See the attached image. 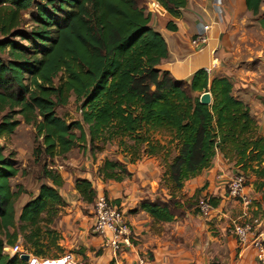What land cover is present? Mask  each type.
<instances>
[{
    "label": "trees",
    "instance_id": "1",
    "mask_svg": "<svg viewBox=\"0 0 264 264\" xmlns=\"http://www.w3.org/2000/svg\"><path fill=\"white\" fill-rule=\"evenodd\" d=\"M153 1L176 19L187 2ZM262 2L243 0V5L256 16ZM24 13L29 30L23 29ZM149 21L142 0H0V56L6 57H0V138L13 134L17 115L39 139L31 154L35 162L62 158L74 148L84 154L87 147L93 161L102 146L115 142L120 159H103L92 179L73 180L79 201L90 205L98 194L96 183L130 178L127 165L164 149L153 136L167 138L175 154L165 162L166 196L141 199L137 206L153 223L181 217L184 205L174 192L208 169L216 154L264 202V136L249 108L232 95L225 77L209 78L199 69L183 82L159 69L168 52ZM165 29L176 31L170 21ZM205 92L209 105L198 101ZM71 96L80 120L67 123L54 109ZM4 151L0 145V264H23L8 259L2 248L19 237L34 256H45L41 240L50 237L49 225L64 206L58 192L63 180L43 162L45 182L15 216V202L24 191L20 185L11 188L9 180L20 173L12 153ZM206 198L216 207L214 198Z\"/></svg>",
    "mask_w": 264,
    "mask_h": 264
},
{
    "label": "crops",
    "instance_id": "2",
    "mask_svg": "<svg viewBox=\"0 0 264 264\" xmlns=\"http://www.w3.org/2000/svg\"><path fill=\"white\" fill-rule=\"evenodd\" d=\"M221 1L223 18L231 28H237L239 24L248 20L247 16L249 14L244 8L243 0ZM210 3L211 0H187L185 8L181 10L179 18L176 19L168 15L157 3L153 2V0L148 2L149 11H151L149 25L154 31L160 34L166 44L168 52L167 58L161 61L158 68L168 71L176 81L183 82L188 81L192 73L199 69H209L211 73H207L209 78L225 77L231 83L232 95L247 105L250 115L255 119L258 125V132L264 136V46L260 49V54H256V56L260 58L257 59L258 62L256 64L250 63L251 58L246 56L244 58V54L240 53L238 45H235L232 40L234 36L231 38L236 30L231 29L228 32V29L225 28L224 21L219 24V26L212 28L209 34L210 41L204 49L195 52L189 45V39L194 33L196 24L194 15L197 9L196 6L209 10ZM260 8L262 9V4ZM169 21L175 25L176 31L169 32L165 29V25ZM260 22H264V16L261 18ZM223 36L226 40L228 37L229 39L231 38L229 44L231 48H225L218 44V40ZM256 56L254 57L258 58ZM87 155L83 156L80 154L82 159L79 161L72 159L63 161L64 164L69 166L68 171H71L68 176L74 177L73 179H69L70 184L72 181V186L69 188V191L64 190L65 186H62L58 190L61 198L66 203L73 204L79 200L73 190V180L75 178L92 179V174L95 169L92 170V173L89 171L79 172L78 170L80 168L85 169V167L90 165L91 161H89ZM144 159L143 161L141 158V160L135 164L126 166L127 171L131 174L129 179H125L120 183H96V186L100 185L112 200H117L118 206H120L123 211L127 210L125 218L130 224L132 232L137 237L133 249L127 250L124 254H121L118 264H136L137 258L143 257L144 255L149 257L147 251L152 253V257L149 258L150 264H171V261L169 262L170 255L167 249L168 246H166V243L161 239V234L152 230H155L153 226L167 225L168 223H153L145 213L139 211L137 208L138 202L141 199L152 200L156 196L155 192L158 189L157 179L159 168L155 165L154 158ZM57 168L61 170L62 166L58 165ZM63 172V174L67 175V172ZM234 172L235 170L228 168L224 164V160L221 156L216 154L208 169L202 171L193 179L186 181L182 187V190H186V197L190 198L195 190L200 189L206 183V188L203 190L204 193L208 194V197L213 198L218 196L220 198V204L213 208L208 217V219L211 218L216 220V224L213 228L220 230L210 231L211 235L207 233L205 241L201 245V251L197 252L203 257L204 263L205 261L207 263L208 259L212 260V258H218L219 264H256L253 255L254 250L247 245L239 251L235 244V240L226 236L225 231L222 229V224L226 225L227 220L232 222L229 219V213L231 214L232 212L228 207L224 208L225 205L223 204H225V202L227 203L229 198L226 193L224 194L222 189L221 193L219 192L220 187L218 186H221L224 182L228 183L234 176ZM63 174L59 172L62 180L68 182L63 177ZM18 176H20V174H18ZM244 190L253 199L256 201L259 200L263 206L262 226L264 230V202L262 200L260 201V194L255 193L251 189V186H245ZM262 190L264 192V186ZM36 193L37 189L32 192L31 196H35ZM69 195L75 197V202L72 200L67 201L68 198H70ZM104 196L106 197V195ZM19 199L20 197L18 200ZM18 200L14 205V212L16 210L17 215L21 206L28 199L22 203H18ZM231 206H235L239 214L240 206L238 204ZM71 211V209L66 210L65 218H70L74 215H71ZM182 221L183 219L180 222H188ZM201 230H203V228L193 230V235L187 237L189 241H186V244L189 245V242H192L198 246L200 234L204 233V231ZM90 238H92L90 240V245L95 246L96 244L99 248L100 241L98 237L91 236ZM210 250L213 253L211 257H207ZM185 257L189 258L188 256ZM96 258L102 260V263L99 264L107 263L111 259L107 250H101V253ZM186 261L188 260L186 259ZM184 264H187V262ZM215 264L217 263L215 262Z\"/></svg>",
    "mask_w": 264,
    "mask_h": 264
},
{
    "label": "rangeland",
    "instance_id": "3",
    "mask_svg": "<svg viewBox=\"0 0 264 264\" xmlns=\"http://www.w3.org/2000/svg\"><path fill=\"white\" fill-rule=\"evenodd\" d=\"M142 2L145 6L146 11L150 13L151 11H149L148 2H151V0H142ZM261 4H262V9L259 8L258 14L256 16L248 15L247 16L248 20L239 24L237 28L235 27L231 28L228 25L227 21H225V19L223 18L225 28L228 29L227 30L228 32L231 29L236 30V32H234V35L231 36V38H233L234 36V39H232L234 44L238 45L240 53L244 54L243 56L244 58L245 56L251 58L250 63L253 64H256L258 62L257 59H260L258 56H256V54L257 53L260 54L259 51L264 46V22H260L261 18L264 16V0ZM22 17L25 20L23 29L29 30L31 24L28 20L29 19L28 14L24 13L22 14ZM230 39L229 37L227 39L229 44H230ZM15 40H17V38H15ZM254 56L258 58H255ZM0 57L2 59L6 58L4 54H1ZM209 74L211 73L209 72ZM77 106L78 105L75 104L73 100V96H71L67 104L62 107H56L54 109V113L56 116L64 119L67 123L73 121H79L80 117H79V113L77 112ZM13 119L19 121V123L12 135H10L7 138H0V145L3 146L5 150L4 151L5 155H7L8 152L12 153L13 160L15 161L17 169L20 173V176L17 175L18 176L17 178L14 177L13 179L9 180L11 188L20 185L24 191L20 195V199L18 200V203L25 202L29 198V195H31L32 192L35 191L41 183L45 182V180L41 178V171H40L43 162L45 163V165H47V167H51L58 174L59 172L63 174L64 173L63 171L67 172V175L63 174V177L68 182L63 181L62 186L63 187L65 186L64 190L69 191V188L72 186V181L70 184L69 179H73L74 177L68 176V174L71 171L70 172L68 171L69 166L67 164H64L63 161L68 159L77 160V161L81 160L82 157L80 156V154H82L83 156L87 155L88 147L84 151L85 152L84 154L81 153V151H79L78 149L74 148L62 158L59 157V158H54L52 160L51 159L44 160V158L41 157L38 161L35 162L31 154H32V150L38 146L39 139L37 140L35 138L33 127L30 124L23 123L21 118L17 115L13 116ZM257 131H258V125H257ZM153 139H157L162 145H164V149L155 156L141 157V158L143 159V161L145 160L144 158H154V163L159 168L158 179H157L158 189L155 192L156 195L155 197L165 198L167 191L163 186L164 181L162 178L163 172L165 170V162L170 161L171 157L175 154V151L172 148V145L165 144L167 138L165 137L163 138L159 135H154ZM119 151L120 150L115 145V142L106 143L104 146H102L101 153H98L94 156L93 161L89 157V154L87 155L89 161H91L89 166L85 167V169L80 168L83 171H81L80 169L78 170L79 172L89 171L90 173H92V170L93 169L96 170L97 167L101 164L103 159H110V160L120 159ZM224 164L228 168L230 169L232 168L225 161ZM58 165L62 166L61 170L57 168ZM226 185L227 182L226 183L224 182L223 184H221V186H218L220 187L219 189L220 193H221V189L223 190L224 194L226 193L227 190ZM203 186L204 188L202 189V191L196 192V195L193 198L186 197L185 194L186 190L181 189L180 191L174 192V196L184 205L183 208L185 210L184 213L182 214V211L180 210L181 212L179 213L181 217L176 218L167 225L153 226L155 230L154 229L152 230L157 231L158 234H161L160 235L161 239L166 243V246H168L167 249L169 250V255H170L169 262L171 261V264H184L185 262H187V264H215V262L219 264L218 258L215 259L212 258V260L208 259V262L206 263L205 261L204 263V259L201 256V254L197 253L201 251L200 248L203 242L205 241V237L207 236V233L211 235L210 231L220 230L217 228H213V226L216 224L215 219H211V218L208 219L209 216L208 217L200 216L195 208L196 202L198 201L197 199H200L201 197L204 196L207 197L208 195L205 194L203 191L206 188V183ZM94 189H95V193L97 192L98 194L102 193L106 195V197L110 199V200L107 199L108 201H114L107 195L105 190H103V188H101L100 185L97 186L95 185ZM69 197L70 198H68L67 201L75 200L74 196L69 195ZM213 198L216 200V206L220 204L219 203L220 198L218 196H215ZM236 204H238L236 201H232L230 199H228L227 203L225 202V204H223L225 205L224 208L228 207V209H230V211L232 212L231 214L229 213V219L231 221L237 220L236 219L238 215L237 208L235 206H231ZM67 209L72 210L70 212L71 215L74 214L70 218H65ZM90 209H91L90 204L82 203L79 200L73 204L64 202V206L60 209L59 213L57 214L53 222L49 225V229L52 231L50 237L49 236L43 237V239L41 240V243L45 245L41 251L44 253L46 257H54L62 253H71L75 256V258L77 257L76 264L102 263V260H98L96 258L101 253V250L98 248V246H96V244L95 246L90 245V240L92 239L90 238L91 235L89 234V226L91 223ZM124 211H125L124 215H126L127 210ZM15 216H17L16 210H15ZM182 219L183 221L186 222L188 221V222L181 223L180 221ZM230 223L231 222L227 220L226 225L222 224V229L225 231V235L228 237L231 236H229L226 233V226L230 225ZM198 228H203V230L201 231H204V233L200 234L199 245L197 246L195 243L192 242H189V245H187L186 241L187 242L189 241L187 237H191V235H193L192 233L193 230ZM51 239H53L54 241L53 245L50 244ZM147 253L149 255L148 258H151L152 253L149 251H147ZM212 253L213 252L210 250L207 254V257H211ZM185 256H188L189 258H186ZM186 259L188 261H186Z\"/></svg>",
    "mask_w": 264,
    "mask_h": 264
},
{
    "label": "built area",
    "instance_id": "4",
    "mask_svg": "<svg viewBox=\"0 0 264 264\" xmlns=\"http://www.w3.org/2000/svg\"><path fill=\"white\" fill-rule=\"evenodd\" d=\"M195 29L189 39L192 50L199 52L204 49L209 41V34L213 27L223 22V7L221 0H211L209 10L196 6ZM218 44L225 48H231L223 36ZM208 73L209 69H205ZM226 195L236 201L240 211L236 221H232L226 227V233L231 236L239 251L249 245L254 250V261L256 264H264V230L262 226L263 206L259 201L248 195L244 188L242 175H234L226 185ZM196 210L200 216L208 217L213 207L206 197L197 199ZM91 223L89 234L99 239V249L107 250L114 264H118L119 257L127 250H131L136 242V235L132 232L131 226L125 218L124 211L118 205H114L102 194H96L90 209ZM2 253L8 259L13 257L20 260L26 256L23 264H76L77 260L71 253H62L54 257L34 256L30 250L22 246V241L17 237L11 246H4ZM79 260V259H78ZM21 261V260H20ZM136 264H150L147 256L137 258Z\"/></svg>",
    "mask_w": 264,
    "mask_h": 264
},
{
    "label": "water",
    "instance_id": "5",
    "mask_svg": "<svg viewBox=\"0 0 264 264\" xmlns=\"http://www.w3.org/2000/svg\"><path fill=\"white\" fill-rule=\"evenodd\" d=\"M198 101L200 104L202 105H209L210 104V95L209 93L205 92L199 95ZM21 261H25L26 260V256H21L20 257Z\"/></svg>",
    "mask_w": 264,
    "mask_h": 264
}]
</instances>
